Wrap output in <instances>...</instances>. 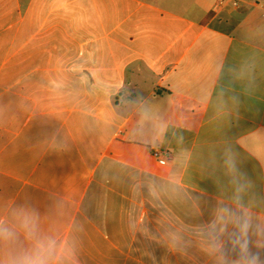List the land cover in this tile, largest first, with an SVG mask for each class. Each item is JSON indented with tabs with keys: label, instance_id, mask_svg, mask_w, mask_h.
<instances>
[{
	"label": "crops",
	"instance_id": "0c3cea01",
	"mask_svg": "<svg viewBox=\"0 0 264 264\" xmlns=\"http://www.w3.org/2000/svg\"><path fill=\"white\" fill-rule=\"evenodd\" d=\"M220 0H0V264H264V16Z\"/></svg>",
	"mask_w": 264,
	"mask_h": 264
},
{
	"label": "built area",
	"instance_id": "2783aa9c",
	"mask_svg": "<svg viewBox=\"0 0 264 264\" xmlns=\"http://www.w3.org/2000/svg\"><path fill=\"white\" fill-rule=\"evenodd\" d=\"M257 4H259V6L262 9V15L264 16V1H260ZM239 1L238 0H220L218 2V7H222V8H226V7H234L237 8L239 7Z\"/></svg>",
	"mask_w": 264,
	"mask_h": 264
}]
</instances>
